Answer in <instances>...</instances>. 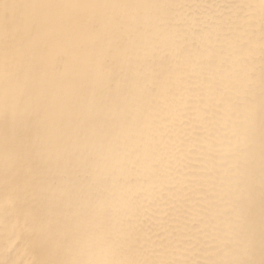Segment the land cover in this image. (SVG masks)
<instances>
[{"label": "bare ground", "instance_id": "bare-ground-1", "mask_svg": "<svg viewBox=\"0 0 264 264\" xmlns=\"http://www.w3.org/2000/svg\"><path fill=\"white\" fill-rule=\"evenodd\" d=\"M10 2L42 5L67 4H139L175 5L172 8L142 9H72L43 8L36 11L44 16L77 17L87 15L112 16L129 14L141 17V23L126 34L127 51L111 50L107 63L91 62V44L79 35H50L42 37L43 71L40 80L14 75L6 81L4 67L5 44L0 35V261L28 264L34 259L48 258L33 250L34 233H45L49 225L58 226L56 214L70 206L78 214L96 189L81 184L72 173L64 187L71 198L59 203L60 191L55 186L13 183L9 175L10 157L14 151L11 137L13 127H28L33 140L41 146L46 158L55 165L73 153L90 155L93 175L103 182L97 188L113 219L131 211L135 219V235L144 248H122L119 258L208 259L204 245L186 249L182 240L191 235L195 222L207 233V250L212 258H228V247H235L229 234L231 206L235 181L245 159L240 143L239 125L242 114L228 111L223 101L235 96L234 77L241 63L234 41L250 39L257 84L260 70V0H10ZM251 5L253 7H243ZM240 6V7H235ZM249 21L245 24V21ZM179 28L176 31L169 24ZM110 29L105 37L113 39ZM118 34V33H117ZM23 33L15 40L24 49ZM160 49L168 53L176 70L171 83L156 97L141 99L137 104H121L133 115L117 119L106 126L78 132L70 124V113L79 107L77 98L82 85L95 83L104 88L112 67L129 70L139 76L141 86L150 84L154 74L147 65L159 64ZM99 51V49H97ZM28 65L32 52L21 58ZM9 98L23 89L28 102L9 112L6 122L3 113L5 89ZM258 90V89H257ZM131 82L125 80L112 98L135 93ZM105 100L96 97V103ZM70 142V144H69ZM256 187L259 189V148H256ZM15 196L17 204L8 201ZM44 208L50 219H42ZM101 218L97 217L94 223ZM89 220H92L90 217ZM202 233V235H203ZM215 237V239H212ZM105 235L89 223L78 228L69 258L102 260L109 258ZM168 241H171L169 244ZM163 245V246H162ZM254 258L260 259L257 245Z\"/></svg>", "mask_w": 264, "mask_h": 264}, {"label": "snow or ice", "instance_id": "snow-or-ice-1", "mask_svg": "<svg viewBox=\"0 0 264 264\" xmlns=\"http://www.w3.org/2000/svg\"><path fill=\"white\" fill-rule=\"evenodd\" d=\"M175 5H139V4H67V5H42L31 3L10 2L0 0V35H2L4 51V67L7 79L14 75L19 81L35 79L40 80L43 71L42 37L46 31L50 35L71 34L79 30V35L87 38L91 44L89 59L91 62L104 64L109 60L108 53L113 48L118 51H127L126 34L130 33L141 23V17L129 14H113L112 16L87 15L77 17H53L39 14L36 10L43 8H72V9H142V8H172ZM240 7V6H235ZM243 7H253L245 5ZM260 70L257 84L255 65L250 62L253 54V45L250 39L237 38L234 41V49L241 63V71L234 77L235 96H229L223 101L228 111L242 114L240 121V143L245 159L243 163H237L236 167L243 168L239 178L235 181L233 197L230 208L227 210L230 216L228 224L229 234L234 240L235 247H228L225 256L228 258H212L214 253L207 249L211 247L207 243V233L195 222L191 223V235L184 237L182 243L186 249H195L197 245H204L208 259H161L146 258H119L122 248H144V242L135 235V219L131 211H125L119 219H113L111 210L104 202L103 193L97 185L103 181L92 174L90 169L93 160L90 155L73 153L70 146L67 149V157L53 162L46 158L41 146L36 143L28 127L11 130L14 151L10 157L9 175L13 183L40 186L47 183L55 186L61 193L59 203L71 198V192L64 187L65 181L75 173L81 184H86L90 189H96L94 199H89L78 214L61 208L56 214L58 226L49 227L46 232L34 233L31 239L33 250L45 254L48 258L34 259L28 264H264V0H260ZM249 21H245L248 24ZM176 31L179 28L175 24H169ZM114 30L113 39L107 41L105 50V37L109 30ZM23 33L22 43L24 49L15 46V40ZM118 33V34H117ZM99 49V51L97 50ZM27 51L32 52L31 63H22V57ZM153 72L154 79L150 84L141 86L139 76L132 73L125 76L123 70L112 67L104 88L98 89L95 83L81 86L77 98L79 107L70 113L71 127L78 132L83 131L85 140L88 139V131H95L97 127H103L117 119H127L133 114L121 104H137L141 99L145 101L149 97L158 96L168 86L175 69L172 67L168 53L160 49L159 64L155 67L147 65ZM128 80L131 82L135 93L128 96L112 98V91L119 92L121 85ZM258 89V90H257ZM103 95L105 100L97 104L96 97ZM28 94L19 90L9 98V89H5L3 104L4 119L6 122L5 134L9 135L7 121L10 110L23 107L28 102ZM70 144V142H69ZM259 148V189L256 187V148ZM15 196L9 198L11 206L17 204ZM42 219H50L42 208ZM92 220H89V218ZM101 218L98 223L95 219ZM89 223L97 231L105 235V245L109 250V258L102 260H85L69 258L72 255L73 244L78 228L83 223ZM203 233V235H202ZM212 239H215L213 237ZM170 244L171 241H168ZM257 245L259 246L260 259L254 258ZM163 246V245H162ZM0 264H15V262L0 261ZM23 264V262H20Z\"/></svg>", "mask_w": 264, "mask_h": 264}]
</instances>
